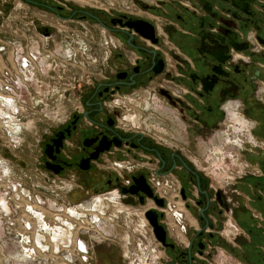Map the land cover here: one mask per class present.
<instances>
[{
	"label": "flooded vegetation",
	"instance_id": "obj_1",
	"mask_svg": "<svg viewBox=\"0 0 264 264\" xmlns=\"http://www.w3.org/2000/svg\"><path fill=\"white\" fill-rule=\"evenodd\" d=\"M20 1L46 11L42 34L49 41L60 31L48 19L70 24L74 29L78 27L73 24L82 27L83 22H91L106 36L104 45L90 46V57L98 64L100 46L106 57L102 78H95L96 83L83 96L82 86H75L80 92L79 105L63 120L54 121L46 116L36 164L21 176L11 174L15 192H11V187L6 191L0 183V217L12 211L17 215L20 206L28 211L38 205L45 210V222L57 228V213L63 215L69 209L82 211L101 196L112 198L113 204L144 210L141 214L149 226L150 237L163 254L157 264H212L215 256L226 255L236 260L249 258L251 245L243 255L245 245L240 233L230 234L236 243L225 235L227 221L236 231H242L237 221L242 220L246 208L242 203L244 189L239 182L229 192L214 188L194 149L197 137L203 136L199 128L217 132L223 127L231 131L234 139L237 134L226 123L236 113L244 126L249 125L245 137L244 129L240 131V145L233 144L237 157L250 160L255 168L246 177L259 179L264 175L260 159L264 156L260 154L264 146V0H127L126 4L114 0L108 8L103 7L104 0H94L95 4L85 2L86 7L78 5L84 0ZM2 16L0 13V35L5 22ZM7 17L17 20L12 15ZM151 28L153 36H144L150 34ZM14 30V36L10 35L12 41L23 45ZM51 46L44 45L46 53ZM35 57L33 54L32 60H22L26 78L12 94L18 122L23 119L20 101L23 103L22 97L33 92L34 62L37 64L39 56ZM53 63L55 60L46 59V64ZM50 71H46L48 83ZM140 94L147 96L146 103L143 102L146 106H156L160 101L172 103L177 120L186 124V134L191 138L188 154L175 145L168 147L166 139L159 138L158 142L122 123L126 100L135 97L143 101ZM173 98L184 99V106H176ZM227 157L236 158L232 154ZM258 190L264 193V187L257 182L253 187L256 201L250 200L252 207L264 204ZM20 201L25 205L16 203ZM46 210L54 212L53 220L46 221ZM149 212L163 228L165 244L158 241L149 224ZM247 212L249 217L258 219ZM252 232L249 230V237L254 235ZM71 236L75 248L59 241L62 252H76L85 262L91 260L96 252L85 245L84 236L80 232ZM79 240L84 242V250L76 247ZM93 242L96 247L97 239ZM56 253L60 254V250Z\"/></svg>",
	"mask_w": 264,
	"mask_h": 264
},
{
	"label": "rangeland",
	"instance_id": "obj_2",
	"mask_svg": "<svg viewBox=\"0 0 264 264\" xmlns=\"http://www.w3.org/2000/svg\"><path fill=\"white\" fill-rule=\"evenodd\" d=\"M110 1L114 0H104L103 7L108 8ZM115 1L119 3V0ZM85 2L95 4L94 0H84L78 5L85 6ZM126 2L127 0H120V3L126 4ZM138 2L140 1L138 0ZM0 13L1 16L3 15V21L5 20L0 43L12 41L11 36H14V33L11 31L15 29L14 31L17 32L15 36L23 40V45L17 50L24 51L25 54L32 53L37 58L39 56L37 64L34 62L36 74L32 82L33 92L22 97L23 103L20 101V105L23 106L20 115L23 116V119L18 122L14 116L15 111L11 110V112L5 113L6 118L3 116L5 123L0 121V183L4 184L6 191H8L7 187H11V192L14 193L16 184L12 182L11 174L15 173L21 176L23 172L31 170L36 164L37 145L41 131L46 128V116L54 121L63 120L69 111L79 105L80 92L75 86L78 87L79 84L82 86L80 90H82L83 96L87 89L96 83L95 78H102L106 57L103 52L105 50L100 46L99 52L102 55H100L98 64H95L90 57V46L94 43L104 45L106 34L103 31H97L91 22H83L82 27L73 24L78 27L74 29L68 26L70 24L66 26L48 19L47 22L60 31L53 41H49L42 34L43 28H46V11L24 5L20 0H0ZM8 15L15 16L17 20L14 17H7ZM65 35L69 39L65 38ZM3 36L6 39H3ZM71 40L76 43H71ZM46 43L52 45V49L48 53L44 49ZM72 47L75 48V51L71 49ZM8 49V56L11 58L13 49L10 45ZM75 53L76 56H74ZM47 55L50 57L48 58ZM46 59L55 60V63L50 66L46 64ZM56 63L57 66H55ZM49 69H51L49 72L51 79L48 83L46 71ZM64 90L66 93L63 92ZM139 97L143 101H139L135 97L132 100H126L122 110L125 120L122 123H127L131 130L141 131L147 137L154 138L158 142H161L159 138L166 139L168 143L172 144L166 146L174 148L173 145H175L182 149L183 153L188 154L187 144L191 138L186 134V124L177 120V113L172 103L166 105V102L160 101L156 106H146L143 102L146 103L147 96L140 94ZM183 100L173 98L175 105L181 106V108L184 106ZM46 104L50 107H46ZM232 116L233 119H230V116L227 118L226 125L230 126L237 134V136L234 135V139L229 134L231 131L224 130L223 127L217 132H207L199 128L198 130L203 133V136L197 137L194 150L198 155L197 158L200 159L198 161L200 164L197 163L201 169H204L209 183L214 188L229 192L236 182L245 185L241 187L244 189L242 203L246 208H244L242 220L237 218L242 231L239 228L236 231L230 221H227L225 235L232 243L233 238L230 234L240 233L241 243L245 245L243 255L248 250L247 246L251 245L249 247L251 250H249V258L243 256L236 260L227 256H215V261L212 264H247V261H251L253 264H264V204H253V207L250 205V200L256 201L255 194H253L254 184L258 182L264 187V175L259 179L246 177L247 172L254 173L255 168L250 165L252 163L250 160L237 157L238 152L233 144L236 143V147L240 145L237 138H241L240 131L243 128L240 126L243 123L236 113ZM247 132V128H244L242 136L245 137ZM254 144L258 146L256 142ZM262 149L260 154L264 155V146ZM230 154L236 158H228L227 155ZM215 157L221 158V160L216 162ZM224 157L225 159H222ZM238 158L241 160H237ZM260 159H262V169H264V156H260ZM258 195L262 196L264 203V193L258 190ZM20 197L22 198L21 195ZM101 200L99 197L94 205L97 206ZM110 200L112 198L102 200L101 207L96 213L98 218L96 223H92L94 221L93 212H91L92 206H86L85 210L77 211L82 212L83 216H78V220L71 218L65 212L62 213L63 215L57 213L74 227L72 230L69 226L67 228L62 226V228H66V232L61 230L59 222L56 224L57 232H54V229L48 226L43 219L45 210L38 205H35L36 207L31 212H27L20 206L16 210L17 215L14 211L8 216L3 215L2 218L0 217V264H157L161 262L160 257L163 254L160 252L161 248L150 237L149 226L141 214L144 210L135 211L120 204H113ZM16 203L25 205L21 201ZM247 211H251V215L253 214L258 219L249 217ZM53 213L46 210V221L49 218L53 220L55 216ZM35 214H40V218ZM59 216L55 220L61 219ZM80 221H83V224H80ZM28 224L31 226L30 230L26 228ZM45 226H48L50 230H47ZM80 227L88 232V235L83 238L85 245L96 252L95 256H92L91 260L88 258L86 262L76 252L71 256L68 255V252H62L64 248L58 244L62 242L65 246L74 249L75 244H72L74 238L70 235H77ZM249 230L253 231L254 235L250 234L252 237L248 236ZM172 234L174 233L172 232ZM94 239L98 241L96 247L93 246ZM69 240H71L72 246ZM233 243L236 242L233 240ZM48 250L50 251L48 252ZM56 250H60V254L56 253ZM45 253L46 256H44ZM67 257L70 259L67 260Z\"/></svg>",
	"mask_w": 264,
	"mask_h": 264
},
{
	"label": "built area",
	"instance_id": "obj_3",
	"mask_svg": "<svg viewBox=\"0 0 264 264\" xmlns=\"http://www.w3.org/2000/svg\"><path fill=\"white\" fill-rule=\"evenodd\" d=\"M9 45L13 49L11 52V58L8 56L9 52L7 51L9 50ZM20 46H22L20 43H16L14 41L0 43V121H2L3 123H5L3 113L9 112L7 107L8 103L10 102L14 105V97L12 96V94L16 92L17 89H19L20 83L23 81V79L25 78V74L27 73V69L21 67V65L23 64L22 60H32V56L30 53L25 54L24 51L22 53V51L19 52L17 50V48ZM8 136L10 135L8 134ZM28 209L29 210L26 211L31 212V209ZM26 228L30 230V224H28ZM73 228L74 227H72V230ZM82 229L83 227H80L78 229V232H80L84 237L87 236L88 232ZM81 243L82 242L80 240L77 242L78 245Z\"/></svg>",
	"mask_w": 264,
	"mask_h": 264
},
{
	"label": "bare ground",
	"instance_id": "obj_4",
	"mask_svg": "<svg viewBox=\"0 0 264 264\" xmlns=\"http://www.w3.org/2000/svg\"><path fill=\"white\" fill-rule=\"evenodd\" d=\"M31 54V56L33 57V54L32 53H30ZM26 75V74H25ZM26 78V77H25ZM21 84V83H20ZM7 107H8V111L9 112H11V110L12 111H15V109H16V106H14L12 103H8V105H7ZM9 112H6V113H9ZM3 116L6 118V115H5V113H3ZM100 198L103 200L104 198H106V197H101L100 196ZM102 200H101V202H99V204L97 205V206H95V205H93L92 206V209H91V212H93V214H92V217L94 216V221L92 222V223H96V221H97V216H96V213L98 212V210H99V208L101 207V204H102ZM89 209V208H88ZM33 209H31V211H32ZM83 210H85V208H83ZM66 212V214H68L71 218H77L78 216L80 217V215H81V217H83L82 216V212H77V211H75V210H73V209H69V210H67V211H65ZM35 213V212H34ZM35 215H38V218H40V214H35ZM78 219V218H77ZM57 222H59L62 226H69V228H72L73 226L71 225V224H68V222H66V220H63V219H58V220H56ZM64 222V223H62V222ZM83 224V221H80V224ZM48 225V224H47ZM60 225V226H61ZM49 226V225H48ZM48 226H45V228L47 229V230H50V228L48 227ZM61 226V227H62ZM82 226V225H81ZM57 230V228L56 229H54L53 231L54 232H57L56 231ZM61 230L63 231V229L61 228ZM71 230V229H70ZM64 232V231H63ZM76 246H78L81 250H84L85 249V246H84V244L83 243H81V244H76ZM38 247V246H37ZM71 256V255H70ZM67 260H69L70 259V257H67L66 258Z\"/></svg>",
	"mask_w": 264,
	"mask_h": 264
},
{
	"label": "water",
	"instance_id": "obj_5",
	"mask_svg": "<svg viewBox=\"0 0 264 264\" xmlns=\"http://www.w3.org/2000/svg\"><path fill=\"white\" fill-rule=\"evenodd\" d=\"M136 30H138V29L136 28ZM138 32H139V31H138ZM140 34H142V33L140 32ZM144 36H146V37H151V36H153V30H152V28H151V30H150V34H149V35H144ZM23 64H24V62H23ZM25 65H26V63H25ZM147 219H148L149 224L153 227L154 232H155L156 235H157V239H158V241H159L160 243H162V244H165V234H164L163 228H162L161 226L158 225L157 220H156V218L154 217L153 212H149V213L147 214Z\"/></svg>",
	"mask_w": 264,
	"mask_h": 264
},
{
	"label": "crops",
	"instance_id": "obj_6",
	"mask_svg": "<svg viewBox=\"0 0 264 264\" xmlns=\"http://www.w3.org/2000/svg\"><path fill=\"white\" fill-rule=\"evenodd\" d=\"M230 119H231V117H230ZM248 127H249V125H247V126H244V125L240 126V128H243V129H244V128H248ZM235 182H236V181H235ZM236 184H237V182H236ZM238 185H239L240 187H241V186H242V187L245 186V185L242 184V183H238ZM226 256L228 257V255H226ZM226 256H225V257H226Z\"/></svg>",
	"mask_w": 264,
	"mask_h": 264
}]
</instances>
